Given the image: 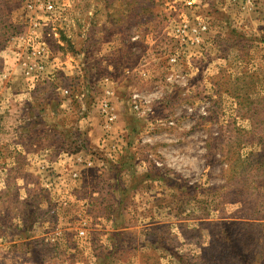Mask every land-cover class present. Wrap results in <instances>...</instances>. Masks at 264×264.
Wrapping results in <instances>:
<instances>
[{
	"label": "rangeland",
	"instance_id": "obj_1",
	"mask_svg": "<svg viewBox=\"0 0 264 264\" xmlns=\"http://www.w3.org/2000/svg\"><path fill=\"white\" fill-rule=\"evenodd\" d=\"M48 1L0 0V264H264V0Z\"/></svg>",
	"mask_w": 264,
	"mask_h": 264
},
{
	"label": "built area",
	"instance_id": "obj_2",
	"mask_svg": "<svg viewBox=\"0 0 264 264\" xmlns=\"http://www.w3.org/2000/svg\"><path fill=\"white\" fill-rule=\"evenodd\" d=\"M188 2H191V0H188ZM46 9L47 10H53L54 9V3L51 2V0H49L46 4ZM45 48H43L44 51ZM171 60H175V58H171ZM143 74H145L144 72H142ZM132 99V107L135 111H137L138 114L140 115H144L146 114V103H150L151 98L150 96H146L140 92H134L131 96ZM103 115L106 118V123H107V130H109L111 127V124L114 122V120L116 119V113L113 111V109L109 106V104L106 102L104 105V109H103ZM68 161L74 164H82L84 166H91L93 165V160L91 158H87V157H83L80 154H74V155H70V154H65ZM71 176L74 179H78L79 178V173L78 171H73L71 172ZM65 198L63 200V204L67 205L68 201L66 200L67 197H62ZM86 222L83 221V225L82 227L79 229V234L80 235H85L86 234V228H85Z\"/></svg>",
	"mask_w": 264,
	"mask_h": 264
},
{
	"label": "crops",
	"instance_id": "obj_3",
	"mask_svg": "<svg viewBox=\"0 0 264 264\" xmlns=\"http://www.w3.org/2000/svg\"><path fill=\"white\" fill-rule=\"evenodd\" d=\"M82 120V118H80V121ZM78 123V124H77ZM80 122H77L76 121V123H74V127L72 128V130H77L78 132H80V134L82 133V132H84L85 130H90L89 128H87V129H85V127H83L82 126V124L80 125L79 124ZM121 135H123V134H125V138H126V140L128 141V147L127 146H125V148H124V152H122V155H124L125 153H127V152H132L133 154H135L134 152H133V140L134 139H132L131 140V134L133 133L134 134V131H133V129L132 128H127V127H125L124 126V128L121 130ZM88 134H89V131H88ZM121 158H122V156L119 158V160H117V163L121 160ZM106 162V161H105ZM116 161H114V162H112V163H115ZM64 163L65 162H61V164H62V166H64ZM71 163V162H70ZM97 163H95V165H96ZM135 164L132 162V165H131V167L129 168V169H127V170H124V171H122V174L118 177V178H108L107 176H106V178L104 177V179H106V181H107V183H110V185H111V187H112V185H113V183H115L116 185H119V184H121V183H123L124 182V184H126V182H127V179L129 178L131 181H132V177L133 176H135V175H138V174H140V173H143V172H140V171H136L135 170ZM77 169H79V172H80V181H79V183L81 184V183H84V184H87L88 183V180L86 179V177L84 178V174L83 173H85V171L87 170V169H91V167H88V166H84V165H82V164H77V167H76ZM98 177V176H97ZM144 182H145V180L143 179V184H144ZM79 184V185H80ZM82 185V184H81ZM122 185V184H121ZM122 186H124V185H122ZM121 186V187H122ZM129 185L127 184V186L126 187H128ZM57 190L59 191V193L61 192V188H57ZM44 192V194H46L45 193V191H43ZM139 192V188H137L136 190H133L132 188L130 189V191H129V193H130V195L132 194H136V193H138ZM118 193H120V192H116V190H115V194H114V196H116L117 195V197H119V194ZM48 194V193H47ZM111 194H113V192H111ZM38 196L39 197H42V196H44L43 194H41V193H39L38 194ZM37 196V197H38Z\"/></svg>",
	"mask_w": 264,
	"mask_h": 264
},
{
	"label": "trees",
	"instance_id": "obj_4",
	"mask_svg": "<svg viewBox=\"0 0 264 264\" xmlns=\"http://www.w3.org/2000/svg\"><path fill=\"white\" fill-rule=\"evenodd\" d=\"M134 131V134L132 133L131 134V138L135 135V130ZM80 146V144H78V147ZM134 159H135V154H133L132 152H127L125 153L124 155H122V158L121 160L115 164V163H112L110 160H106V164H107V168L109 169L111 175H110V178H118L120 176V173L124 170H127L131 167L132 165V162L134 163ZM143 174L144 173H140L138 175H135L132 177V181H131V187H125V186H122L121 188V198L120 199H124V200H127L130 193V189L132 188L133 190H136L138 188V178H140L142 176L143 178ZM146 177H148L149 175L148 174H144ZM118 186V185H117ZM124 200H120L121 202H123Z\"/></svg>",
	"mask_w": 264,
	"mask_h": 264
}]
</instances>
